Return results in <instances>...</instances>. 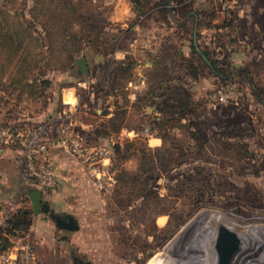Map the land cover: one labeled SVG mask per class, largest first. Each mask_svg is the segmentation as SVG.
<instances>
[{
	"label": "rangeland",
	"instance_id": "374dc122",
	"mask_svg": "<svg viewBox=\"0 0 264 264\" xmlns=\"http://www.w3.org/2000/svg\"><path fill=\"white\" fill-rule=\"evenodd\" d=\"M11 1L16 6L20 0ZM80 1L87 14L82 30H94L83 41L75 38L64 68L42 70L49 80L44 96L16 99L0 84L1 123L47 122L52 130L64 113L87 138L106 133L120 147L111 161L114 182L105 192L70 156L98 189L102 210L95 234L104 233L103 243L92 256L73 244L66 245L69 254L54 247L47 260L41 254L43 264H222L226 230L237 240L227 264H264V42L259 51L258 41L242 37L247 59L229 60L226 48H237L241 39L226 34L234 23L233 0L223 8L210 0L211 14L223 17L211 23L201 15L196 24H185L189 14L184 16L194 0H120L119 10H126L118 20L109 18L110 0ZM191 39L210 60L220 56L233 76L222 80L202 68L191 79L181 66L189 58L198 64ZM160 94L185 99L191 114L171 113L159 104ZM68 97L77 104L69 106ZM26 233L9 236L4 248ZM22 241L36 251L29 239Z\"/></svg>",
	"mask_w": 264,
	"mask_h": 264
},
{
	"label": "crops",
	"instance_id": "0c3cea01",
	"mask_svg": "<svg viewBox=\"0 0 264 264\" xmlns=\"http://www.w3.org/2000/svg\"><path fill=\"white\" fill-rule=\"evenodd\" d=\"M194 1V6H196L187 13L189 15L185 19V24L189 21L196 24L197 17L201 15L207 17V20H210L211 23L223 17L220 11L211 14V10L207 8L211 7L210 0ZM233 1V10L230 11V17H232L231 19L234 23H231L232 27H229L230 31L226 32V34L229 38L238 37L241 39L238 40L237 48L233 49V47L228 46L226 50L228 51L229 60L234 65L247 59L248 43H243L242 47L241 40L254 38V41L260 43L258 47L259 51H261L264 42L262 41L264 38V0ZM109 3L112 5L109 18L111 20L122 19L126 9L122 7L123 9L119 10L118 6L122 4L120 0H110ZM200 29L206 31L204 28ZM199 33L201 34V32ZM194 34L193 32V39ZM204 36L202 38L207 40L208 38H204ZM67 101L69 106L77 104L74 97H68ZM3 115L0 112V119H3ZM50 116L51 114H47L48 119ZM50 158L52 172L58 182V186L53 191L41 193V201L48 205L47 212H37L34 215L31 213L29 216V228L25 234L26 237L23 236L25 238H21V240L29 239L33 243L34 248H36L35 252L33 250L35 264H43L45 260H42V257L44 256V259L47 260V254L53 255L56 252L54 247L58 248L60 246L62 253L67 252L69 254L66 247L67 244H73L78 252L81 251L92 256L96 252L97 248L95 249V247L99 242L103 243L104 240V233H101V235L95 234V227L100 225L99 210H102L98 189L88 182L82 167L66 152L60 149H52ZM16 159L19 161V155L16 150L0 148V209L2 214L6 213L9 204L12 203L14 198L17 201L16 197L18 194L25 196L28 191V187L20 179L17 170L18 161L16 162ZM22 201L19 205L20 207L27 205V201H24V198ZM15 208H18V204H15ZM13 212L14 209L8 213V216ZM56 234L60 236L57 237ZM37 246L42 249L37 248ZM102 251L104 252L105 250L102 248Z\"/></svg>",
	"mask_w": 264,
	"mask_h": 264
},
{
	"label": "trees",
	"instance_id": "16d2710c",
	"mask_svg": "<svg viewBox=\"0 0 264 264\" xmlns=\"http://www.w3.org/2000/svg\"><path fill=\"white\" fill-rule=\"evenodd\" d=\"M162 2L168 4L169 0ZM81 6L80 0H20L16 6L11 0H0V84H6V88L13 91L16 99H21L22 96L34 97L35 100L42 98L49 85L45 71L42 70L52 67L64 68L67 62H70L75 38H82L83 41L87 36H91L94 27L88 26L87 33L82 30L81 23L87 19V14L81 10ZM187 13L185 12L184 16ZM170 19L172 21L171 17ZM74 24L77 30H73ZM183 24L181 21L180 25ZM190 48L198 64L194 65L193 59L189 58L185 61L186 64L181 66L185 67L191 79H196L202 68L219 79L228 78L229 72L223 67H218L206 52L196 48L192 39ZM237 72L246 71L237 69ZM160 95L162 99V94ZM161 101L159 104L164 107L168 105L170 112L178 117L183 118L185 114H191L185 104L186 100L176 94L172 97L165 96ZM159 111L163 109L160 108ZM189 133L194 134L192 131ZM118 150L120 147L116 145L113 152L116 154ZM29 216L30 209L27 206L14 210L0 231V249L10 244L9 236L27 232Z\"/></svg>",
	"mask_w": 264,
	"mask_h": 264
},
{
	"label": "built area",
	"instance_id": "2783aa9c",
	"mask_svg": "<svg viewBox=\"0 0 264 264\" xmlns=\"http://www.w3.org/2000/svg\"><path fill=\"white\" fill-rule=\"evenodd\" d=\"M218 1L222 8L226 6L227 0ZM220 60V56L216 57L215 63L218 67H222L223 62ZM226 69L230 76H233L232 69ZM60 118L61 124L52 130L46 127L47 122L35 125L22 123L20 120L0 122V148H13L18 152V172L21 181L28 189L34 188L41 193L55 190L58 182L52 172L50 152L52 149H60L85 167L87 175L101 189V192L108 191V187L114 182L111 160L114 147L118 144L116 137L100 134L90 135L87 138L72 118L64 113ZM52 134L56 136L53 137ZM22 197L26 201L27 194L22 195L17 201L14 198L6 213L2 214L0 209L1 231L9 217L8 213L16 209L15 204H18V208L20 207ZM34 259L31 246L21 238L15 239L10 247L0 249V264H33Z\"/></svg>",
	"mask_w": 264,
	"mask_h": 264
},
{
	"label": "water",
	"instance_id": "95a60500",
	"mask_svg": "<svg viewBox=\"0 0 264 264\" xmlns=\"http://www.w3.org/2000/svg\"><path fill=\"white\" fill-rule=\"evenodd\" d=\"M75 64L78 67L79 73L86 72V66L84 63L83 58H77L75 60ZM27 198L29 200L30 210L31 213L34 215L37 212H47L48 205L45 202L41 201V191L30 188L27 191ZM236 238L234 235L226 230V234L221 235L220 239V255H221V262L222 264H227L228 259L230 258L232 252L237 248L236 246ZM75 264H86L84 262H78Z\"/></svg>",
	"mask_w": 264,
	"mask_h": 264
},
{
	"label": "bare ground",
	"instance_id": "6f19581e",
	"mask_svg": "<svg viewBox=\"0 0 264 264\" xmlns=\"http://www.w3.org/2000/svg\"><path fill=\"white\" fill-rule=\"evenodd\" d=\"M226 234V233H225Z\"/></svg>",
	"mask_w": 264,
	"mask_h": 264
}]
</instances>
